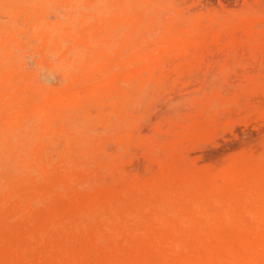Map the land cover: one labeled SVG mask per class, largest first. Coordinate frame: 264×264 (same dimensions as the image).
I'll return each mask as SVG.
<instances>
[{"label":"rangeland","instance_id":"obj_1","mask_svg":"<svg viewBox=\"0 0 264 264\" xmlns=\"http://www.w3.org/2000/svg\"><path fill=\"white\" fill-rule=\"evenodd\" d=\"M78 1L0 0V91L23 96L0 97V264H148L167 224L225 212L263 229L264 0ZM47 95L64 104L45 132Z\"/></svg>","mask_w":264,"mask_h":264},{"label":"bare ground","instance_id":"obj_2","mask_svg":"<svg viewBox=\"0 0 264 264\" xmlns=\"http://www.w3.org/2000/svg\"><path fill=\"white\" fill-rule=\"evenodd\" d=\"M23 3H24V0H23ZM81 4H82V2H81ZM85 11H87V10H85ZM53 13H55V12H53ZM107 14H108V12H107ZM107 14H104V15H107ZM33 28L35 29L36 27H33ZM38 29L41 32L40 38H45L46 39V46L47 47H50V48L54 46V42L63 40V38L66 35L65 34L66 32L64 31L63 27L62 26L55 25V24L54 25L47 26V24L45 22H41L38 25ZM247 33H251V32H247ZM75 36H77V35H75ZM90 39H92V38H90ZM37 40H38V38H37ZM58 67H61V66L59 65ZM62 68H63V66H62ZM12 88L13 87H11V86H7V87L5 86V90L4 91H0V97H4L5 94H7V95L12 96V98L15 99V100L23 99V96L22 95H19V92H12L11 91ZM63 104H64V101L61 99L60 96L50 97L49 95H47V97L45 99V102L33 106L32 110H31L32 113H34L35 116H38V117H40L41 119L44 120V124L40 125L42 127V130H44L45 132L47 130H50L51 121H50V118L48 119V116L51 114L50 113L51 111H57L59 108H62L63 107ZM137 106H138V104H137ZM0 109H3V108L0 107ZM4 117H5L4 115H0V128H2L3 125H4L3 124ZM23 117L29 119L31 117V115L29 113H27V112L26 113L25 112L18 113L16 115L17 123L12 122V120H11L10 121V124L9 123L6 124V128H5V131L4 132H6V130H10V129H15V128L21 127L23 125V123L20 122V119L23 118ZM117 123H118V121H117ZM81 128H82V126H81ZM95 131H97V130H95ZM75 137L77 138V136H75ZM0 139H2L1 135H0ZM3 141H4V144H5L6 147L12 148L11 149V152L14 153L13 152V149L15 148V145L9 140V138L6 139V140H3ZM60 149H62V148H60ZM71 149H72V147H71ZM21 150L26 151L25 144L22 145ZM47 150H48V148H47ZM125 151H123V152H125ZM22 158H23V160H22L23 163L22 164L20 163V164H21V167L24 169V174H22L21 176L17 177V186H19L20 188H24L25 186H27V184L29 182H31L34 179V176L31 174L30 171L32 169L36 168V166H34L32 164V162H30V160L26 156H24L23 154H22ZM80 160H82V159H80ZM115 160H117V159L115 158ZM103 162H104V160H103ZM92 163H94V162H92ZM82 168H84V167H82ZM88 168H90V167H88ZM260 168H261V166L258 167V169H260ZM90 169L92 170V168H90ZM124 169H127V168H124ZM222 169H224V168H222ZM86 171H88V170H86ZM137 171H139V170H137ZM230 171H232V170H230ZM252 171H254V170L252 169ZM252 171L249 169V172L248 171H245L243 173H246V174L247 173H250V174H252ZM256 171H258V170L256 169ZM62 172L63 173H66L64 171H62ZM133 172H135V171H133ZM219 172H221V170ZM226 172H228V171H226ZM91 173H89V174H91ZM223 176H224V173H223ZM213 177H215V176H213ZM227 177L228 176H226V178ZM216 178H218V176ZM87 179H89V178H87ZM97 179H98V177H97ZM238 179H240L239 178V173H234L232 175H229V181H231V182L232 181H235L236 182ZM76 182H77V180H76ZM100 182H101V180H100ZM223 182H224V180H223ZM97 183H99V182H97ZM119 184H120V182H119ZM102 185H104V184H102ZM217 185H219V184H217ZM217 185H215V186H217ZM99 186H100V184H99ZM207 186L208 185H206V187ZM98 188H100V187H98ZM218 188L219 187H217V189ZM241 188H242V186H241ZM116 190H117V188H116ZM214 190H215V188H214ZM61 192L59 191V195H61L60 194ZM120 193L121 192L119 191V194ZM118 197H120V195ZM16 199H18V198H16ZM257 200H259V199H257ZM105 203L110 204V205L112 204L110 202L108 203L107 201H105ZM31 204H33V203H31ZM110 205H108V206H110ZM15 209H16V207H15ZM100 210L101 209H99L98 211H100ZM16 214H19V213L17 212ZM21 214H23V213H21ZM224 216L226 217V219L228 218L227 222H225V223H221V222H211V223H207V224L203 225L204 227H209V228L212 227L215 230H212V231H206V230H202L201 231L200 230L198 233H196L195 231H193V226L192 225L191 226H188V228L185 227V228L179 230V229H177L178 228L177 225H173V224L172 225H168L167 224L166 227L169 228V229H171V233H173V236L170 237V238H168V239H166V238L164 239V237H161L160 236L158 239H154L153 240L152 245L154 246V255H153V258L151 260V263H148V264H264V228L259 231L257 229L260 227V224H255V225H252L251 226V225H248V224L243 223L242 221L241 222L233 221V220L230 219V217H229V215H228L227 212H225ZM206 217H208V216H206ZM262 217H264V216H262ZM213 221H215V220H213ZM35 225H37V224H35ZM227 228H229L231 231L230 232L228 230L226 231ZM2 230H3V228H2ZM58 230H59V228H58ZM68 232H69V230H68ZM100 239L102 241V238H100ZM100 239L98 238V240H100ZM97 242H99V241H97ZM94 247H95V244H94ZM103 250H104V248H103ZM65 258H66L65 260L67 261V257H65ZM126 261H127L126 259L119 260V262H114L113 260H108L105 264H130V263H127ZM73 263H75V259H71L70 258L69 259V264H73Z\"/></svg>","mask_w":264,"mask_h":264}]
</instances>
